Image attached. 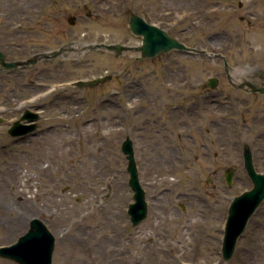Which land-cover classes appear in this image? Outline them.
Masks as SVG:
<instances>
[{"label": "rangeland", "instance_id": "374dc122", "mask_svg": "<svg viewBox=\"0 0 264 264\" xmlns=\"http://www.w3.org/2000/svg\"><path fill=\"white\" fill-rule=\"evenodd\" d=\"M160 2L0 0V50L9 61L25 58L32 46L55 50L73 41L74 47L69 58L43 63L48 69L43 77L47 86L30 106L40 114V123L25 137L13 138L8 129L20 116L15 101L34 92L26 84L28 70L0 72V246L15 242L26 232L29 220L37 217L56 239L52 264H264V201L249 219L232 257L224 261L221 255L229 203L252 187L243 167L244 143L251 147L256 170L264 172V105L260 103L264 99L244 96L250 99L251 111L242 112L241 121L235 112H221L220 118L217 113H203L197 138L204 141L190 144L193 158L174 161L184 162L182 167L170 168L164 160L155 164L149 156L165 150L135 141L140 182L148 205L154 207L145 222L132 225L127 214L132 192L120 149L124 136L116 118L120 112H108L104 102L114 87L106 81L46 94L55 83L134 67L129 58L115 59L99 50L78 52V45H136L138 39L128 30L129 13L144 16L143 5L154 11L167 9ZM254 11L263 15L264 5ZM208 28L209 33L224 28L232 38L238 34L241 41L253 45L264 42V25L245 29L236 15L233 20L215 18ZM233 63L243 69L252 65L247 56ZM189 71L193 81L222 74L214 58H209L206 69L200 64L191 69L190 63ZM229 167L236 170L231 187L223 176ZM159 245L161 251L154 254ZM141 254L142 263L137 261ZM0 264L17 263L0 257Z\"/></svg>", "mask_w": 264, "mask_h": 264}, {"label": "flooded vegetation", "instance_id": "af4514ba", "mask_svg": "<svg viewBox=\"0 0 264 264\" xmlns=\"http://www.w3.org/2000/svg\"><path fill=\"white\" fill-rule=\"evenodd\" d=\"M160 5L167 9L154 11L143 5L146 9L142 16L144 21L164 30L186 49L196 51L173 48L165 54L143 57L140 47L144 43V34H140L135 36L138 39L136 45L115 42L132 48L126 52L121 50L122 54H117L115 50L95 49L91 43L78 45V52L80 49L99 50L107 52L115 59L124 57L132 61L135 69L126 65V69L120 72L115 70L116 73L108 75V83L114 88L109 89L110 97L104 100L105 108L108 112H120L116 118H120L118 123L123 130L124 139L130 138L133 144L136 141L160 146L165 152L158 151L149 157L155 160V164L164 160L165 166L173 168L185 164L174 162L176 159H188L191 155L193 158L190 144L204 141L197 138V135L202 133H199L202 129L198 121L204 116L203 113H217L219 117L224 111L235 112L241 121L244 119L242 112L251 111L250 99H245L244 96L256 100L264 99V93H261L264 89V42L253 45L249 40L241 41L238 34L232 38L224 28L208 32L209 22L220 16L233 20L236 15L238 24L245 29L254 27L257 23L264 25V14L259 16L254 11L257 6L264 5V0H161ZM242 10L244 14H238ZM72 42L58 49L57 58H69V51L74 50ZM210 48L216 51L210 53ZM48 50L32 46L25 55L26 59L36 61L25 67V70H28L26 84L34 90L33 94L26 98L43 95L42 90L47 86L43 77L48 74V69L43 63L49 61L44 53ZM245 56L252 61V65L247 69L233 63ZM209 58L220 62L222 74L207 76L204 81H193L189 71L190 63L191 69L193 64L197 67L200 64L201 68L206 69ZM17 102L16 100V105ZM260 103L264 105L262 101ZM32 104L33 102L29 107ZM39 123L40 119L37 125ZM206 133L209 134V131ZM161 145H165L164 148ZM147 164L150 165L149 162ZM153 207V204L148 205L147 216ZM146 218L141 223L145 222ZM160 246L163 245L155 246L152 250L154 254L161 251ZM143 258L141 254L137 261L141 259L142 263Z\"/></svg>", "mask_w": 264, "mask_h": 264}, {"label": "water", "instance_id": "95a60500", "mask_svg": "<svg viewBox=\"0 0 264 264\" xmlns=\"http://www.w3.org/2000/svg\"><path fill=\"white\" fill-rule=\"evenodd\" d=\"M73 20V18H70L69 22L72 24ZM128 29L135 36L144 34V43L140 47L143 57H153L161 53H167L173 48L186 49L176 39L168 36L165 31L146 23L140 16L133 12L129 14ZM95 47L108 51L115 50L117 54H122L121 50L125 52L132 50V48H126L119 44H98ZM57 53L54 51L50 54H45V56L46 58L55 57ZM35 62L34 59L7 61L4 53L0 51V71L28 66ZM107 78L98 77L91 81L80 82L78 85H97L105 82ZM261 93H264V89L261 90ZM37 119L38 115L29 110H26L21 117V120L28 122H35ZM1 122L2 120L0 119ZM35 129V123L24 125L21 121H15L9 128L8 133L12 137H22L28 133H32ZM121 150L128 161V185L133 192L134 200L128 206V214L133 225H137L146 216V201L144 190L139 181L133 145L130 139L124 140L121 145ZM242 157L243 166L252 182V188L233 197L230 202L221 243V253L224 261H228L232 257L236 243L243 234L250 217L264 200V173H259L255 170L252 153L248 144L243 145ZM233 176L234 170L231 168L224 173V179L228 186H231ZM54 246V235L40 219L32 218L29 222L28 230L20 235L16 242L8 246L0 247V256L10 259L17 264H52Z\"/></svg>", "mask_w": 264, "mask_h": 264}, {"label": "bare ground", "instance_id": "6f19581e", "mask_svg": "<svg viewBox=\"0 0 264 264\" xmlns=\"http://www.w3.org/2000/svg\"><path fill=\"white\" fill-rule=\"evenodd\" d=\"M244 72V71H243ZM243 72H241L242 74H246V73H243Z\"/></svg>", "mask_w": 264, "mask_h": 264}]
</instances>
